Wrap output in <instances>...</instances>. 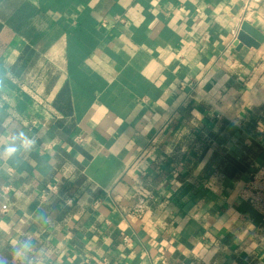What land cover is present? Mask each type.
Masks as SVG:
<instances>
[{
  "label": "crops",
  "instance_id": "0c3cea01",
  "mask_svg": "<svg viewBox=\"0 0 264 264\" xmlns=\"http://www.w3.org/2000/svg\"><path fill=\"white\" fill-rule=\"evenodd\" d=\"M0 80L7 264H264V0H0Z\"/></svg>",
  "mask_w": 264,
  "mask_h": 264
},
{
  "label": "clouds",
  "instance_id": "9594fccd",
  "mask_svg": "<svg viewBox=\"0 0 264 264\" xmlns=\"http://www.w3.org/2000/svg\"><path fill=\"white\" fill-rule=\"evenodd\" d=\"M2 83V80H0ZM37 140L27 135L23 130L13 132L7 143L0 144V158L7 156L14 158L19 152L30 151L36 146ZM32 245L30 241L23 240L13 248L12 255L16 257L20 264H40L38 259L31 257ZM0 264H7V261L0 257Z\"/></svg>",
  "mask_w": 264,
  "mask_h": 264
},
{
  "label": "built area",
  "instance_id": "2783aa9c",
  "mask_svg": "<svg viewBox=\"0 0 264 264\" xmlns=\"http://www.w3.org/2000/svg\"><path fill=\"white\" fill-rule=\"evenodd\" d=\"M49 190L52 191L54 188L50 187ZM239 199L249 205L255 213L264 217V162L252 168L249 180L239 193ZM3 211H7V206L3 207Z\"/></svg>",
  "mask_w": 264,
  "mask_h": 264
},
{
  "label": "water",
  "instance_id": "95a60500",
  "mask_svg": "<svg viewBox=\"0 0 264 264\" xmlns=\"http://www.w3.org/2000/svg\"><path fill=\"white\" fill-rule=\"evenodd\" d=\"M243 31L244 32L246 31L250 34H254V37H256V43L246 41V39L244 38V36L241 33L238 37V40L240 41L241 44H244L248 47H257L259 45V43L262 41V39L260 37H258V35L255 32H253L246 24L243 26Z\"/></svg>",
  "mask_w": 264,
  "mask_h": 264
}]
</instances>
